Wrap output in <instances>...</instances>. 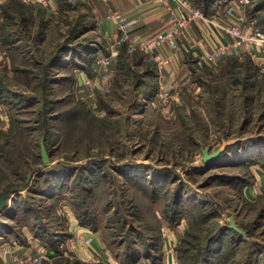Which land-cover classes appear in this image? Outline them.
Instances as JSON below:
<instances>
[{"label":"rangeland","instance_id":"obj_1","mask_svg":"<svg viewBox=\"0 0 264 264\" xmlns=\"http://www.w3.org/2000/svg\"><path fill=\"white\" fill-rule=\"evenodd\" d=\"M187 1L200 11L229 3ZM236 11L262 30L264 0ZM94 27L82 2L54 13L0 5V194L13 191L0 212V264H162L167 230L176 264L198 254L264 264V54L191 61L176 98L164 99L151 57L123 43L111 50ZM222 146L204 162L205 148ZM52 170L61 175L39 178ZM48 182L52 195L40 190ZM26 206L44 236L20 220ZM231 219L241 238L222 233ZM79 228L101 235L105 252L84 256L92 242L74 246Z\"/></svg>","mask_w":264,"mask_h":264},{"label":"crops","instance_id":"obj_2","mask_svg":"<svg viewBox=\"0 0 264 264\" xmlns=\"http://www.w3.org/2000/svg\"><path fill=\"white\" fill-rule=\"evenodd\" d=\"M79 2L85 4L86 9L94 19L95 30L101 38L108 41L111 50L121 43L128 46V42L133 39L153 38L159 32L168 31L176 26L178 18L184 14L183 7L176 0H77L76 4ZM39 5L45 9L46 13H54L61 9V6H68L69 4L66 0H50L46 6ZM110 11L122 12L123 19L127 22V36L129 37L127 42L118 43L122 31L118 29L117 21L108 16ZM221 16L228 19L224 14ZM222 39L223 37L220 36L219 32L204 19L187 23L184 28L178 33L172 34L158 48L159 53L171 57V60L162 70H157L159 75L157 85L163 84L173 92L179 91L178 83L180 81H184L182 82L184 84L187 82L188 78L186 77L191 69V61L196 63V54L209 49L214 41ZM240 53L236 51L229 55L236 54L239 56ZM79 229L82 231V235L92 236L89 251L80 249L84 256L90 258L94 254L99 255V253L105 252L101 235L86 228ZM176 241L177 233L174 230H167L162 245V264H176L174 248ZM46 242H43L42 245Z\"/></svg>","mask_w":264,"mask_h":264},{"label":"built area","instance_id":"obj_3","mask_svg":"<svg viewBox=\"0 0 264 264\" xmlns=\"http://www.w3.org/2000/svg\"><path fill=\"white\" fill-rule=\"evenodd\" d=\"M34 4L46 6L50 0H25ZM69 5H75L77 0H66ZM95 1V0H93ZM183 7L184 14L181 15L175 27L168 31L159 32L153 38H137L128 42V47L139 48L147 53L153 61H155L157 69L162 70L170 63L171 57H167L159 53L158 48L169 39L172 34L178 33L187 23L197 19H204L209 22L220 34L223 39L214 41L209 49L202 50L196 54V64L198 66L214 65L219 57L234 54L236 51L240 54H249L253 57L264 54V32L254 27L251 22L248 23L243 12L236 11V5L247 3V0H229L224 7L222 14L228 19L222 18V14H213L206 16L203 11L195 8L187 0H176ZM4 0H0V5ZM109 17L117 21L118 29L122 31L119 36L118 43L127 42V22L123 19L121 11H110ZM247 24V25H246ZM158 94L161 98H176L173 91L166 85L160 84ZM74 246L79 244L82 248L88 247L92 242V236L83 237L80 234L71 239ZM46 248V247H45Z\"/></svg>","mask_w":264,"mask_h":264},{"label":"trees","instance_id":"obj_4","mask_svg":"<svg viewBox=\"0 0 264 264\" xmlns=\"http://www.w3.org/2000/svg\"><path fill=\"white\" fill-rule=\"evenodd\" d=\"M217 4V5H216ZM218 5H223L224 7L227 5L226 3H223V2H218V3H210V4H208V5H206L205 7H203L202 8V10H203V12L205 13V15H207V16H211L213 13H215V11L217 10V6ZM264 27V26H263ZM262 27V30H264V28ZM46 174V180L47 181H50L51 180V178H53V177H55V176H57L58 175V177L61 175V173H56L55 172V170H52V171H49V172H45V171H41V172H38V176H39V178L40 177H42L43 175H45ZM52 182H48V183H46V186L45 187H43V188H41L40 190H41V193L42 194H44V195H52L53 193H54V191L56 190L55 189V187H53L52 186ZM58 188V187H57ZM58 190V189H57ZM56 192V191H55ZM31 209L28 207V206H26L25 208H23L22 210H21V212H20V220H22V222H23V224L24 225H26V226H30L32 229H34L33 230V232H34V234H35V236H42L43 234L42 233H40V229H39V227H36L37 225H38V221H40L41 220V217H38V216H36V214L34 215V214H32L31 213ZM227 230H232V231H234L236 234H237V236L239 237V238H241L242 237V233L240 234L238 231H236V230H234V229H232L231 227H229V226H227V227H225L223 230H222V233H225V231H227ZM221 234V231H220V233H219V235ZM44 236V235H43ZM218 238V237H217ZM216 238V239H217ZM24 240V239H23ZM44 240H47L50 244H52L53 246L55 245V243L57 242L56 241V239H55V236H52V235H47V236H45V238H44ZM207 247V246H206ZM201 254H198V256H196V257H198L196 260H193L192 261V263H190V264H208V262H205V259H204V256L202 257V256H200ZM195 259V258H194ZM202 259H203V261H202ZM160 264H161V262H160Z\"/></svg>","mask_w":264,"mask_h":264},{"label":"water","instance_id":"obj_5","mask_svg":"<svg viewBox=\"0 0 264 264\" xmlns=\"http://www.w3.org/2000/svg\"><path fill=\"white\" fill-rule=\"evenodd\" d=\"M222 147L220 148H217L216 150L212 151V152H209V149L205 148V150H203V160L204 162H208L212 159H215L217 158L220 153L222 152ZM41 154H42V161L43 162H48L49 161V154L47 153V148H46V145H45V142L42 141V144H41ZM12 189L11 190H6L4 192H2L0 194V212L4 211L5 209H7L8 207V202H9V199H10V196L12 194ZM229 227H231L232 229L238 231L240 234L242 233L243 235L245 234V230H243L242 228H240L234 219H231L230 220V223H229Z\"/></svg>","mask_w":264,"mask_h":264}]
</instances>
